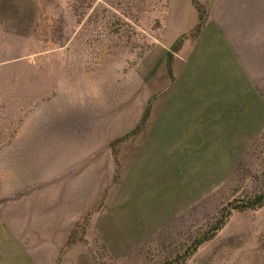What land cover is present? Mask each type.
I'll return each instance as SVG.
<instances>
[{
    "label": "crops",
    "instance_id": "0c3cea01",
    "mask_svg": "<svg viewBox=\"0 0 264 264\" xmlns=\"http://www.w3.org/2000/svg\"><path fill=\"white\" fill-rule=\"evenodd\" d=\"M55 3L0 0V30L14 12L16 36L45 37L36 70L69 47L63 32L54 40L60 27H37ZM184 4L164 0L166 20L174 6L178 16L159 64L59 81L36 71L31 107L0 111V264H76L61 252L92 210L112 251L131 250L212 196L264 134V0H189V27ZM235 210L207 239L210 250L226 242L209 264H264V204Z\"/></svg>",
    "mask_w": 264,
    "mask_h": 264
},
{
    "label": "rangeland",
    "instance_id": "374dc122",
    "mask_svg": "<svg viewBox=\"0 0 264 264\" xmlns=\"http://www.w3.org/2000/svg\"><path fill=\"white\" fill-rule=\"evenodd\" d=\"M57 2L59 3L42 6L44 12L41 11L42 13L36 16L39 25L37 27L41 28V31L60 27L54 40L64 42L66 38L69 47L67 49L63 47L64 52L59 51L50 60L37 62V66L39 65L37 70L34 69L31 60L33 50L36 48L34 44L38 46L39 39L45 38L37 36L40 31L26 38L16 36L17 31L21 32L22 28L15 27L17 16L14 12L13 15H8L12 20L0 30L2 33L0 40L8 42L3 47L9 49V52L1 53V62L5 65L0 67V111L31 107L29 104L33 102L30 98L34 93L32 76L36 71L41 77H52L59 81L61 77L68 76H81L87 79L125 75L132 68L145 66V62L150 60L159 64L158 57L164 50V42L172 39L171 34L176 29L174 26L178 16L176 6L166 20L167 8L170 10V6H164V0H57ZM49 8H61L56 12V20H52L54 18L52 15L46 14ZM181 12L184 15L182 24L192 26L197 16L189 0H185V4L181 6ZM59 17L62 20L58 19ZM169 24L170 31L167 29ZM165 27L167 32L164 31ZM61 32L65 34L64 38H61ZM176 40L177 38H174V43ZM20 49L24 51H19ZM187 49L186 47V51ZM17 57H20L18 62ZM22 62H25L24 67H21ZM50 87L42 84L39 88H45L47 94ZM22 95L24 101L20 100ZM263 192L264 134L252 142L234 168L233 174L212 196L204 198L177 217L162 223L131 250L127 249L119 255L112 251L96 227L100 213L92 210L87 217L89 224L83 229L75 230L64 246L62 257H70L76 264H172V262L209 264L219 250L223 252L226 242L213 246L212 250L209 240L197 249L193 248V245L205 235L213 233L219 219L223 218L225 207L251 200ZM249 209L252 208L243 210ZM232 211L216 233L224 227L236 210ZM236 240L240 243L239 238ZM233 241L235 240L230 239L228 244L232 245ZM232 247L239 248L235 245Z\"/></svg>",
    "mask_w": 264,
    "mask_h": 264
},
{
    "label": "trees",
    "instance_id": "16d2710c",
    "mask_svg": "<svg viewBox=\"0 0 264 264\" xmlns=\"http://www.w3.org/2000/svg\"><path fill=\"white\" fill-rule=\"evenodd\" d=\"M263 204H264V192L259 194V195H257L255 198H253L251 200L242 201L240 203L234 204L233 206L230 205L228 207H225V210L223 211V218L219 219L218 225H216L214 227L213 233L210 234V235H205L203 239H201L200 241L196 242L193 245V248H195V247L197 248L203 241H205L208 238H210L211 236H213L215 231L218 230L223 225L225 220L228 218V216L231 213L232 209L255 208V207L261 206ZM88 224H89V222H88V220L86 218L85 221L82 223V226H80L78 228H82L83 229L84 227H87ZM75 230L73 231V233L75 232ZM63 253H64V249L62 250L61 255H63ZM58 264H60L59 260H58ZM172 264H175V263L172 262Z\"/></svg>",
    "mask_w": 264,
    "mask_h": 264
}]
</instances>
